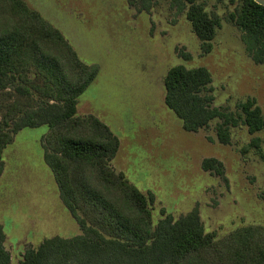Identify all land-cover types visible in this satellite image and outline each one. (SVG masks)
Returning <instances> with one entry per match:
<instances>
[{
    "label": "rangeland",
    "instance_id": "1",
    "mask_svg": "<svg viewBox=\"0 0 264 264\" xmlns=\"http://www.w3.org/2000/svg\"><path fill=\"white\" fill-rule=\"evenodd\" d=\"M21 1L58 30L83 63L99 67L78 99L76 117L98 118L119 139L110 167L146 198L154 227L165 216L178 220L194 210L205 232L217 239L240 228L264 227V160L249 146L259 138L264 155V130L251 135L239 126L231 131V144L223 145L217 122L187 132L164 102L170 69L205 68L215 107L237 112L250 98L264 117V66L251 60L240 30L229 20L241 0H196L220 19L208 54L178 0H156L148 13L137 12L127 0ZM7 14L0 10V29L10 21ZM48 132L47 126L25 128L3 151L0 225L10 264H21L28 249L47 239L81 235L44 160ZM205 159L220 161L225 179L204 172Z\"/></svg>",
    "mask_w": 264,
    "mask_h": 264
},
{
    "label": "trees",
    "instance_id": "2",
    "mask_svg": "<svg viewBox=\"0 0 264 264\" xmlns=\"http://www.w3.org/2000/svg\"><path fill=\"white\" fill-rule=\"evenodd\" d=\"M178 1L208 54L220 19L196 0ZM127 2L139 13L150 12L156 4ZM2 9L10 21L0 29V176L3 151L15 136L25 128L47 126L44 160L81 230L79 236L47 239L28 249L21 264H264L262 226L217 239L205 232L194 210L178 220L165 216L154 227L146 198L110 167L119 139L98 118L76 117L78 99L97 78L99 67L83 63L63 35L21 0H0ZM229 18L240 30L248 56L264 66V6L241 0ZM179 56L189 58L183 52ZM164 87L166 107L187 132L217 122L218 141L230 145L234 128L245 126L251 135L264 130L262 111L253 99L239 103L237 112L215 107L212 78L205 68L173 67ZM249 146L264 160L259 138ZM202 170L225 179L224 165L216 159H205ZM5 239L0 225V264L11 261Z\"/></svg>",
    "mask_w": 264,
    "mask_h": 264
},
{
    "label": "water",
    "instance_id": "3",
    "mask_svg": "<svg viewBox=\"0 0 264 264\" xmlns=\"http://www.w3.org/2000/svg\"><path fill=\"white\" fill-rule=\"evenodd\" d=\"M256 4L264 6V0H253Z\"/></svg>",
    "mask_w": 264,
    "mask_h": 264
}]
</instances>
